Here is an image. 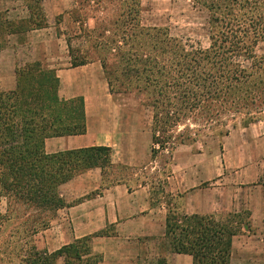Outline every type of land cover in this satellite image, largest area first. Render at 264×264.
I'll list each match as a JSON object with an SVG mask.
<instances>
[{"label": "trees", "instance_id": "16d2710c", "mask_svg": "<svg viewBox=\"0 0 264 264\" xmlns=\"http://www.w3.org/2000/svg\"><path fill=\"white\" fill-rule=\"evenodd\" d=\"M82 13L71 65L99 60L111 94L130 93L152 111L151 157L168 155L199 142L208 131L229 134L264 115V0H191L208 14L207 47L195 46L166 27L142 22L140 0H75ZM35 0L37 16L43 15ZM74 12V11H72ZM78 17V16H77ZM94 20L93 26L88 24ZM32 21L38 25L42 18ZM87 43H90L86 46ZM86 46V48H85ZM83 49V50H82ZM17 84H0V264H98L92 251L102 230L77 238L55 251L28 240L50 226L67 205L62 184L76 175L113 164V149L92 145L49 153L46 140L85 134V99H64L55 69L40 61L16 70ZM236 127V124H232ZM240 224L213 215H188L170 208L166 235L173 252L192 255L194 264H232L233 237ZM23 233V235H22ZM20 246V248H18Z\"/></svg>", "mask_w": 264, "mask_h": 264}, {"label": "crops", "instance_id": "0c3cea01", "mask_svg": "<svg viewBox=\"0 0 264 264\" xmlns=\"http://www.w3.org/2000/svg\"><path fill=\"white\" fill-rule=\"evenodd\" d=\"M21 1L0 0L1 86L5 78L3 70L8 69L11 86L7 90L16 87V70L22 67L18 65L17 60L23 58L25 48L32 47L29 53L35 56L27 58L24 64L40 61L44 68L55 69L60 79L61 97L70 99L83 96L86 106L87 132L79 135L50 137L46 140V151L53 153L92 145H107L97 142L90 136L87 95L91 91H86L82 87L84 84H91L101 76L103 71L101 62L97 60V62L91 61L78 66L71 65L72 56L68 45V38L71 36L68 34V38L65 39L68 53L65 65L57 63L59 60H56V63H48L50 58L57 59L59 49L56 48L54 53L50 54L44 47L47 39L42 37L38 40L40 45H38V53H35L36 51L33 50L37 45L30 37L31 33L44 35V30H49L52 37L50 31L52 26L49 24L43 7V0L39 3L45 18H42L40 25L32 21L34 18L38 20L34 10L35 0ZM93 24L89 25L93 26ZM61 34H55V39L60 42ZM51 42L53 43L52 40ZM58 58H61V55ZM61 91L62 93L65 91L67 95L65 96ZM150 136H152V131ZM179 149L180 147L173 152L170 164L172 173H174V181L173 183L165 182V180L163 182L166 183V190L162 188L156 192L149 182H141L137 186L123 180L106 184L100 168L89 169L62 184L60 192L67 205L56 212L51 219L50 226L43 231L42 239H38L37 242L49 251H55L77 238L107 230L108 235L95 236L92 239L93 253L101 256L98 264H194L192 255L173 252L169 247L166 227L168 212L172 208L182 214L213 215L217 220L240 224L241 231L244 229L248 234L239 233L240 235L233 237L232 262L241 261L245 257H253L255 249L252 235L249 234L251 230H257V234L262 233L259 234L260 241H264V205L260 208L258 206L251 208L248 219L242 221L240 211L230 206L238 202V199L229 196L222 176L220 179L222 185L218 189V187H205L203 184L206 182L199 181L191 169L184 172L185 177L180 172H176ZM220 189L221 193L218 196ZM176 196L182 199L183 208L181 210L174 207L172 202V198ZM260 247L262 248L260 251H263L262 244Z\"/></svg>", "mask_w": 264, "mask_h": 264}, {"label": "rangeland", "instance_id": "374dc122", "mask_svg": "<svg viewBox=\"0 0 264 264\" xmlns=\"http://www.w3.org/2000/svg\"><path fill=\"white\" fill-rule=\"evenodd\" d=\"M22 1L27 2V0ZM140 2L144 25L166 27L170 29L172 35L195 46H209L208 14L205 10L194 7L191 0H140ZM42 4L52 26L50 29L52 37L49 30H44V35L40 36L38 33H31L30 37L37 45L33 51L38 53L40 46L38 40L44 37L47 39L44 47L50 54H53L56 48L59 49L57 59L50 58L46 61L56 63V60H59L57 63L65 65L68 55L65 39L68 38V34L72 37L76 50L85 44V40L77 36L80 33L79 20L83 12L78 9L75 0H43ZM38 18L45 16L43 14ZM93 22V19L89 20V24ZM57 33H62L61 42L55 39ZM89 44L87 43L86 46ZM30 51L32 47L25 48L26 53L23 52V58H18V65H25L27 58L35 56L29 53ZM257 53L264 54V43L259 44ZM60 55L61 58H58ZM3 73L5 78L2 87L7 90L11 86L8 77L10 70L4 69ZM82 87L86 91H91L87 95L90 136L97 142L113 148V164L102 173L104 182L111 184L123 180L133 186L141 182H149L156 192L162 188L166 190L164 180L172 183L174 181V173L170 165L172 160L167 154L160 155L156 159L151 158V109L134 93L111 94L103 71L91 84H84ZM62 94L67 95L65 91ZM232 124H236V127L233 128ZM227 128L230 129L227 135L220 134L219 131H208L199 142L180 145L175 170L185 177L184 172L191 169L199 181L206 182L203 184L205 187L211 188L219 189L222 185L220 179L223 177L229 196L238 199V202L230 206L238 209L242 215L240 219L245 221L251 208L255 206L260 208L264 205V115L261 120L248 127L242 126V122L237 120L230 122ZM220 193L221 189L217 195L219 196ZM172 200L178 210L183 208L180 196L173 197ZM6 206V200L2 199L0 209L3 212ZM44 230L40 228L36 235L27 239L34 240L39 248L46 249L37 242L38 239H42ZM256 231L251 230L249 234L252 235L255 249L253 257H245L241 261H233L232 264H264V241H260L262 233L260 232L259 235ZM240 234L247 235L248 232L243 229ZM260 244L263 245V251H260L262 249ZM58 264L64 263L59 260Z\"/></svg>", "mask_w": 264, "mask_h": 264}]
</instances>
